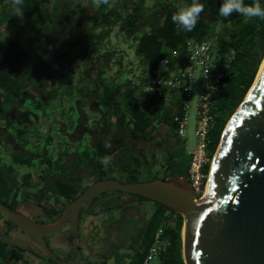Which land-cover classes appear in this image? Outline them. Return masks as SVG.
<instances>
[{
    "label": "trees",
    "instance_id": "16d2710c",
    "mask_svg": "<svg viewBox=\"0 0 264 264\" xmlns=\"http://www.w3.org/2000/svg\"><path fill=\"white\" fill-rule=\"evenodd\" d=\"M178 2L187 6L192 0H156L155 6L150 8L144 7L145 0H127L124 10L120 11L110 6L107 1L106 4H101L95 13L88 15L89 7L95 6V0H23L24 13L22 17H18L12 15V0H0V28L8 24L13 29L7 38L6 47L2 51L0 48V149H3L2 141L6 142L7 136L20 147L10 150L13 160L8 166L0 167V199L3 195L11 194L14 188H29L33 185L30 172L18 181L15 166H26L29 170L34 168L38 177L44 179L48 187H52L50 182L51 178H54L55 191L67 198L73 199L79 193L76 188L77 181H67L64 176L71 172L73 166L80 168L84 160L81 158L77 163L63 167L70 154L65 153V150H68L65 143L67 141L61 142L65 139L62 137L65 130H57L54 136L52 131L41 133L39 121L36 120L39 118L33 114L28 106L30 104L26 103L32 102L39 109L52 101L57 92H49V80L44 77H53L57 72L65 70L67 64L73 65L69 68L74 75L79 64L86 63L87 67L83 69L86 73L88 61L100 59L103 45L110 38L112 27L117 25L121 34L133 37L135 52L141 57L146 73L142 76L140 84L131 86L130 80L114 83L104 78L105 70L100 66L98 74L101 80H97L96 88H87V96L82 97L79 92L78 100L74 99L78 107H84L86 98L98 102L99 120L94 122V126L89 127V122L85 124L78 121L81 125L75 127L80 136L88 135L89 140L92 139L96 145L91 147L96 158L93 165L96 173L100 174L95 179L106 177L103 171L106 164L103 161L111 155L108 140L116 137L124 139L120 141L114 155V158L117 156L123 162L121 170L124 171L128 163L121 152L126 151L127 146L135 145L131 134L141 140L152 141L154 135L151 129L156 128V122L161 124L165 120L167 125L175 128L173 116L175 112H182L179 99L171 106L158 104L155 114H150L146 105L141 102V96L146 93L145 88L162 60L169 59L172 65L183 61L187 42L191 39L197 42L215 39V46L221 57L226 58L227 54H233L227 77L220 84V96L213 106L216 123L209 134L210 162L204 168V173L209 175L211 160L220 144L226 124L252 87L264 59V20L252 18L245 22V18L236 12L227 18L221 17L218 10L222 0H200L204 10L200 13L196 27L191 32H182L177 30L172 21V15L179 10ZM252 2L253 0H244L246 5H251ZM129 8L132 9L131 13L128 12ZM89 20H92L90 26L83 28L89 24ZM140 23L144 24L141 26ZM211 23L225 26L224 30L216 32ZM98 28H101L100 32H97ZM78 29L88 35L86 40L70 42L72 46L67 52L64 47L58 50L56 43L68 38L73 30ZM95 39L97 42L93 41ZM58 51L69 53L71 58L65 61L64 55L57 53ZM175 52L178 53L177 56ZM106 80L115 86L107 84ZM36 86L39 88V95H27ZM182 95L183 93L179 98ZM155 98L154 95L149 97V105L156 103ZM22 108L24 111H21ZM163 110L165 113L160 117ZM11 112L16 116H10ZM33 116L36 117L34 121ZM75 129L71 126V131ZM35 134L40 137L38 144L36 143L38 151H34L30 145V139ZM71 136L75 137L74 134ZM43 138L44 144L41 146ZM8 144L10 143L7 141V148ZM136 160L140 161L138 157ZM166 163L165 178L187 176L190 161L186 156L173 150L169 152ZM62 173L63 177L60 176ZM137 178V175L130 174L129 182H137ZM156 179L158 177L152 176L148 180ZM79 181L85 179L81 176ZM139 198L146 199L142 196ZM171 219L174 221L173 225L170 224ZM183 222L180 213L169 211L158 203L143 233V252L137 255L133 264H144L152 245L156 243L158 233L157 255L150 264H154V261L158 264H185ZM7 224H10L8 221L5 226L10 231ZM11 255H17L15 247L0 240V264L8 261Z\"/></svg>",
    "mask_w": 264,
    "mask_h": 264
},
{
    "label": "water",
    "instance_id": "95a60500",
    "mask_svg": "<svg viewBox=\"0 0 264 264\" xmlns=\"http://www.w3.org/2000/svg\"><path fill=\"white\" fill-rule=\"evenodd\" d=\"M206 189L191 214L189 205L196 195L187 177L99 180L66 206L62 220L52 224L36 222L1 202L0 213L36 240L51 260L79 264L81 206L104 192L121 191L161 203L183 216L185 264H264V62L222 134ZM68 219L72 247L78 256L71 262L58 258L44 238L59 232Z\"/></svg>",
    "mask_w": 264,
    "mask_h": 264
},
{
    "label": "rangeland",
    "instance_id": "374dc122",
    "mask_svg": "<svg viewBox=\"0 0 264 264\" xmlns=\"http://www.w3.org/2000/svg\"><path fill=\"white\" fill-rule=\"evenodd\" d=\"M107 1L109 2L110 6H112L113 8L119 11L124 10L125 4L127 3V0H107ZM129 1H132V0H129ZM155 4H156V0H145L144 7L145 8L154 7ZM177 7L178 9H181L185 6L183 5L182 2H178ZM98 9L99 7H97L95 3L94 7L92 6L89 7L88 15H92ZM128 12L131 13L132 9L129 8ZM88 23L89 24H86L83 28H88L90 24L92 23V20H89ZM143 24L144 23H140L141 26ZM211 25H214V24L211 23ZM214 26L216 28V32L223 31L225 27L219 24L214 25ZM112 28L113 30L110 35V38L106 40L105 44L103 45V48L100 54V59L99 60L94 59L93 61H88V68H87L88 70L86 71V73L83 72L84 67H87L85 66L87 65L86 63L85 64L80 63L74 75L71 73V68H69V67H72L73 65L67 64L65 70L57 72L53 77H48V78L44 77L47 80H49V84L47 86V89L49 90V92L51 93L57 92V96L53 97V100L48 103L49 105L47 104L43 108L38 109L36 108L37 107L36 104L32 102L26 103L27 105L30 104L28 106L31 107L33 114H36L38 116L39 118L38 125H40L41 127V133L52 131V135L54 136V132H56L57 130L59 131V130L67 129L71 131V126H72V129H75V127H77L79 124L78 121L80 119V113L82 112H84L86 114V117H88L89 119H93L96 117V121L99 120V113L96 112L98 111L97 106H96L98 102L96 100H93V99L89 100L90 98H86L84 100L85 101L84 107H78L76 106V102L74 99L78 100L77 96H79L80 93H82V97L87 96L89 94L88 90H86L87 88H96L97 80L99 82L101 80V78L99 79V74H98V69L100 68V66L104 67V70H105V73L103 75L104 78L110 79L114 83H122L125 81V79L131 81V86L141 83V78L143 75H145L146 71H145V66L142 63L141 57L138 56L135 52V48H134L135 42H134L133 37H131L130 35L121 34L118 25ZM100 29L98 28L97 32H100ZM12 30L13 29L10 25L8 24L4 25L0 28V36L6 35L8 32L10 36ZM87 37L88 35H85L82 33V29L73 30L71 34L68 36V38L60 40L56 43L57 49L62 50V48L64 47L66 48V52H67V50L70 49V46H72L70 42H74L75 40H80V42H84V40H86ZM93 41L97 42L96 39ZM6 45H7V39L4 42L0 43L1 51L6 47ZM59 52L60 54L64 55L65 61L71 58L70 57L71 55L69 53H63V51H58L57 53ZM214 62L216 63L215 58H213L212 60V63ZM262 63L260 65V68L262 66ZM87 79H90L91 81L88 82ZM106 83L115 86L114 83L111 84V82L107 80H106ZM202 84H203V78L201 74V69L198 68L195 77L192 79L191 84L189 85V90L191 93L190 96L185 97V98L180 97V100H183L187 106L186 108L187 126L184 128V135H185L184 139H180L176 126L175 128L172 126L170 127L169 125H167V123H165V120L161 124H159L158 122L155 123L156 131L151 129L152 130L151 133L154 135V140L160 141L161 139L158 140V136H163L165 134L168 137L178 139L180 142L179 145L178 144L176 145V143L169 141L167 136L164 138V140H162L163 141L162 143L164 144L162 145V143L160 142L155 143L153 140L152 141L141 140L134 134V136H132V140L133 142H135L136 145H141L145 147V151H143L142 153V155H144L145 157L141 158L136 152V150H134V148L136 149L139 146H135V147L132 146L133 149H129L131 148V146H127L128 147L127 150L121 152V154L124 153L126 162L128 163L127 166L124 167V171L121 170V166L123 165V162H121L117 156L116 158H114V155L112 157V159H114L116 164L112 163L111 160L107 157L106 159L108 160V163L103 169L105 176H106L105 178L112 177L122 182H129L130 174H135L138 176L137 178L138 181L148 180L152 176H156L158 177V179H164L165 171L167 168L166 160L168 158L169 152H172L173 150L177 151L178 154L186 156L187 158H189V161H190L189 154L193 152L195 148L198 146V138L196 136V130L198 127V121H197L198 106L197 105L200 100ZM39 93H40L39 88L38 86H36L27 95L33 97V96L39 95ZM50 97L52 98V94L50 95ZM149 97L150 95H148L147 93L143 94L141 96V102L146 105L147 110L150 112V114H155L156 106L158 104H161V101L155 98L156 103L153 105H149L150 104ZM21 111H24L23 108ZM164 113H165V110L162 111V113L160 114V117ZM9 115L13 116L14 113L11 112V114ZM86 117H84L82 121L89 122L88 123L89 127H91V125L93 126L94 125L92 123L93 121L92 120L87 121ZM231 118L229 119V121L231 120ZM34 120L35 119H33L32 121ZM64 133H62V137L67 138ZM39 138L40 137H38L35 134L30 139L32 141L30 145L31 147H33L34 151L39 150L37 148ZM119 140H121L120 137H116L112 140V142L110 141L109 148L115 151L117 149V142H119ZM7 141L10 143L8 144L9 146L8 148L5 145ZM42 141L43 142L41 146H43L44 144V138ZM6 142L2 141V143H4L2 145L3 149L2 148L0 149L1 150L0 151V167L1 168L3 166H8L11 163V160H13L10 150H12L13 148L20 149L16 141L12 140L10 136L6 137ZM61 142H64V140H62ZM107 143H109V140ZM175 145L177 147H175ZM66 146L68 150H65V153L66 152H69L70 154L77 153V155L81 156L82 160L84 161H88L90 159L93 161H96L95 156L92 154L93 153V150L91 148L92 144H91V141L89 140L88 135H86L84 139L79 143L77 142V140L76 142L74 141L71 142V140L68 139L66 142ZM125 149L126 148H124V150ZM207 153H208V150H207ZM137 157L140 159V161L136 160ZM73 158H75L74 155L70 159H73ZM15 167L17 168V174L15 175L16 177H18V181L19 180L21 181L22 175L27 174V172H30V173L34 172L33 169L29 170L26 166H19V167L15 166ZM84 172L87 175L88 173L91 174L93 172L91 175H93V177L95 178H98L100 175L99 173H96V169L92 170V172L91 171L88 172V170H85ZM32 180H37L34 175H32ZM207 182H208V177H207L206 185H207ZM205 189H206V186H205ZM204 193L205 191L196 197V203L200 201V198L203 197ZM123 198L126 200H129V199L133 200L132 199L133 196L128 195V194H124ZM130 203L131 202H129L128 206L132 207V204ZM133 207L135 211L140 210L146 216V214L149 215L153 212V210L156 208V204L154 203V201L148 200L142 203H136V205H133ZM117 216H119V214H117ZM1 221H3L2 217H0V222ZM170 224L171 225L174 224L173 219L170 220ZM89 235H90V226L88 225L85 228L81 227L80 235H79V246L84 252V257H87V252L83 244V241L87 237H89ZM52 248L57 253L62 254V257L64 259H72L75 257L73 253L70 254V251H69L70 248L66 243L64 244V248L56 246V245H52ZM30 261H31L30 264H50V262L48 261H45V260L36 261L35 259L31 257H30ZM153 263L158 264V262L156 261H154Z\"/></svg>",
    "mask_w": 264,
    "mask_h": 264
},
{
    "label": "flooded vegetation",
    "instance_id": "af4514ba",
    "mask_svg": "<svg viewBox=\"0 0 264 264\" xmlns=\"http://www.w3.org/2000/svg\"><path fill=\"white\" fill-rule=\"evenodd\" d=\"M96 106L98 110V105L96 104ZM15 116L16 115H13L12 117ZM84 117H86V114L81 113L79 119L81 123H86L82 121ZM33 118L36 119L35 116H33ZM86 119L87 121L92 120L93 124L94 120L96 121V117L93 119H89L88 117H86ZM93 126L91 125V127ZM153 130L156 131V128H154ZM64 134L68 139L71 140V142H76V140L77 142L81 141L85 137L80 136L77 132V129L72 131H67V129H65ZM71 134H74L75 139L72 138ZM91 135L92 134H90V136ZM131 136H134V134H131ZM166 136L167 135L165 134L163 136H158V140H161L153 141L155 143H162V140H164ZM67 138L63 140L67 141ZM167 138L169 139V141L176 143V145H179L180 143L176 138L168 136ZM112 140L113 138L109 140L108 147L110 146V141L112 142ZM123 140L124 139H121L119 140V142H117V149L120 141L122 142ZM90 141L92 146H96L92 139ZM58 143L59 142H57V144ZM133 143L135 144V142ZM162 145L164 144L162 143ZM176 145L175 147H177ZM135 146H139L136 149L134 148V150H136L141 158H144L145 156L142 155V153L143 151H145V147L136 144L134 145V147ZM130 149H133V147H131ZM116 150L113 151L111 150V148H109V153H111V155H109L108 158L114 164H116V162L114 161V159H112V157L113 155H115ZM73 155L75 156V158L70 159ZM80 160L81 156H78L77 153L69 154L66 161L63 163V167H69L71 166V164H74L75 162H78ZM93 162L94 161L91 159L88 161H83L80 168H76L73 166L71 172L68 173L66 177L64 176L65 180L70 181L71 179H75V181H77L78 183V186L76 188L79 190V193L76 194L73 199L67 198L65 195L57 193L55 191L54 178H51L50 182L52 187H48L46 186L44 179L38 177L35 169L30 168L34 170L32 175H34L37 179L33 180V185L29 188H14L11 194L3 195V197L0 199V202L10 206L12 209L41 224H52L60 221L64 217V210L66 206L77 199L78 196L89 185L99 180L112 178L108 177L98 180L95 179V177L91 175L93 173L92 170L95 169ZM85 170H88V172L91 171L92 173H88L87 175L84 172ZM63 174L64 173L60 174V176H62ZM81 176L83 179H85V181H79V178ZM124 194L132 195L133 200L124 199ZM148 200L149 199L142 200L139 198V196L130 193L121 191H108L85 202L81 206L79 212L78 246L81 227L85 228L89 225L90 235L83 241L87 252V257H84V252L79 246V249L82 253V260L79 264H133L134 259L137 257V255L143 252V233L149 219L158 207V202L154 201V203L156 204V208L151 214H146V216L140 210L135 211L133 205ZM129 202H131L130 204H132V207L128 206ZM117 214H119V216H117ZM0 217H2L3 219V221L0 222V240L7 241L10 245L15 247V250L17 251V255H11L8 261L2 262L3 264H30V257L35 259L36 261L45 260L50 262V264H58L57 262L51 260L46 256L43 248L29 234H27L24 230H22L19 226L14 224L11 220L6 218L1 213ZM7 221L10 223L7 224L10 228V231H8L7 226L4 225V223H6ZM44 238L54 254L63 261L71 262L75 261L78 258L72 247L70 219L67 220L66 225L59 232L46 235L44 236ZM65 243L70 248V254L73 253L75 255L74 258L64 259L62 257V254L57 253L52 248V245L64 248Z\"/></svg>",
    "mask_w": 264,
    "mask_h": 264
},
{
    "label": "built area",
    "instance_id": "2783aa9c",
    "mask_svg": "<svg viewBox=\"0 0 264 264\" xmlns=\"http://www.w3.org/2000/svg\"><path fill=\"white\" fill-rule=\"evenodd\" d=\"M177 55L178 53L175 52V56ZM213 58L216 59V63H212ZM232 59L233 54H227L226 58L219 55L215 46V39L202 42L191 39L187 42L183 61L172 65L169 59L162 60L154 72V77L145 88L148 95H154L162 104L171 106L177 99L180 100V94L183 93V98L190 96L189 85L198 68L201 69L203 84L197 105L198 127L196 130L198 146L189 154L190 164L186 176L195 191L196 197L205 191L208 176L204 173V168L210 162L207 153L210 142L209 134L216 123V113L213 111V106L220 96V84L227 77V69ZM180 101L182 112L181 114L175 112L173 122L180 139H184V128L187 126V106L183 100ZM158 238L159 233L156 235V243L152 245L144 264H150L156 257Z\"/></svg>",
    "mask_w": 264,
    "mask_h": 264
},
{
    "label": "clouds",
    "instance_id": "9594fccd",
    "mask_svg": "<svg viewBox=\"0 0 264 264\" xmlns=\"http://www.w3.org/2000/svg\"><path fill=\"white\" fill-rule=\"evenodd\" d=\"M264 0H253L251 5H246L244 0H222L219 7V15L221 17H229L233 12H236L245 18V22L252 18H259L264 20V6H262ZM96 6L106 4L107 0H95ZM12 15L22 17L23 16V0H12ZM204 10V5L200 0H192V3L179 9L172 15V21L177 26L178 31L191 32L196 27L200 13ZM9 36V32L6 35L0 36V43L4 42ZM104 164L108 163V160L103 161Z\"/></svg>",
    "mask_w": 264,
    "mask_h": 264
},
{
    "label": "bare ground",
    "instance_id": "6f19581e",
    "mask_svg": "<svg viewBox=\"0 0 264 264\" xmlns=\"http://www.w3.org/2000/svg\"><path fill=\"white\" fill-rule=\"evenodd\" d=\"M264 62V61H263ZM263 64V63H262ZM233 116H234V114H233ZM233 116H232V118H233ZM231 118V119H232ZM231 121V120H230ZM229 121V122H230ZM229 122H228V124H229ZM228 124H227V126H228ZM206 188H207V185H206ZM207 189H205V191H206ZM198 203L199 202H197L196 203V198H194L193 200H192V202L190 203V205H189V214H191L192 212H193V210H195L196 208H197V205H198ZM179 211H181V208L179 209Z\"/></svg>",
    "mask_w": 264,
    "mask_h": 264
}]
</instances>
